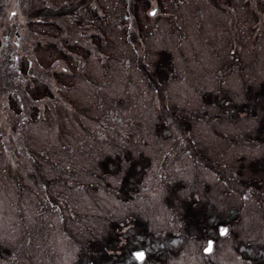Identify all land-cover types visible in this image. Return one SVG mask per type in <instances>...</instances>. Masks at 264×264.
<instances>
[{
    "label": "rangeland",
    "instance_id": "obj_1",
    "mask_svg": "<svg viewBox=\"0 0 264 264\" xmlns=\"http://www.w3.org/2000/svg\"><path fill=\"white\" fill-rule=\"evenodd\" d=\"M136 251L264 264V0H0V264Z\"/></svg>",
    "mask_w": 264,
    "mask_h": 264
},
{
    "label": "water",
    "instance_id": "obj_2",
    "mask_svg": "<svg viewBox=\"0 0 264 264\" xmlns=\"http://www.w3.org/2000/svg\"><path fill=\"white\" fill-rule=\"evenodd\" d=\"M209 242H211V245L213 244L212 241H208V242H207V247H208ZM212 247H213V246H212ZM212 247H211V249H212ZM206 249H207V248H206ZM206 249L204 250V252H205V253L209 252V251H206ZM137 253H143V258H142V259H137V256H136ZM133 256H134V259L137 260V263L140 264V262H142L143 259L145 258V251H136V252L133 253Z\"/></svg>",
    "mask_w": 264,
    "mask_h": 264
},
{
    "label": "snow or ice",
    "instance_id": "obj_3",
    "mask_svg": "<svg viewBox=\"0 0 264 264\" xmlns=\"http://www.w3.org/2000/svg\"><path fill=\"white\" fill-rule=\"evenodd\" d=\"M221 232H222V234H226L227 233V229H222ZM211 247H212L211 242H209L206 251L210 252L211 251ZM136 256H137V259H142L143 258V253H137Z\"/></svg>",
    "mask_w": 264,
    "mask_h": 264
},
{
    "label": "bare ground",
    "instance_id": "obj_4",
    "mask_svg": "<svg viewBox=\"0 0 264 264\" xmlns=\"http://www.w3.org/2000/svg\"><path fill=\"white\" fill-rule=\"evenodd\" d=\"M227 232H228V230H227ZM227 234V233H226ZM209 253V252H208Z\"/></svg>",
    "mask_w": 264,
    "mask_h": 264
}]
</instances>
